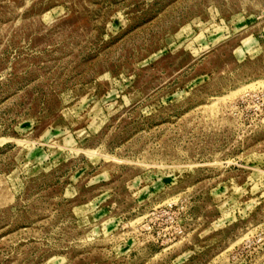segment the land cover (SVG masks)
Listing matches in <instances>:
<instances>
[{
  "label": "rangeland",
  "instance_id": "rangeland-1",
  "mask_svg": "<svg viewBox=\"0 0 264 264\" xmlns=\"http://www.w3.org/2000/svg\"><path fill=\"white\" fill-rule=\"evenodd\" d=\"M0 264H264V0H0Z\"/></svg>",
  "mask_w": 264,
  "mask_h": 264
}]
</instances>
